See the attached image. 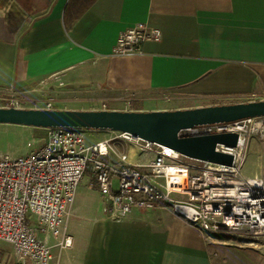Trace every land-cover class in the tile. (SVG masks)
Returning a JSON list of instances; mask_svg holds the SVG:
<instances>
[{
  "label": "crops",
  "instance_id": "1",
  "mask_svg": "<svg viewBox=\"0 0 264 264\" xmlns=\"http://www.w3.org/2000/svg\"><path fill=\"white\" fill-rule=\"evenodd\" d=\"M141 22L162 39L114 55L120 32ZM10 98L26 108L140 111L263 100L264 0H0V100ZM74 204L63 227L72 247L45 234L52 264H264L263 250L209 241L164 205L117 219L104 199L75 220ZM13 254L4 264H19Z\"/></svg>",
  "mask_w": 264,
  "mask_h": 264
},
{
  "label": "built area",
  "instance_id": "2",
  "mask_svg": "<svg viewBox=\"0 0 264 264\" xmlns=\"http://www.w3.org/2000/svg\"><path fill=\"white\" fill-rule=\"evenodd\" d=\"M161 39L160 28L137 23L120 32L113 54H141L147 41ZM20 104L18 98H10L5 106ZM254 119L183 131L239 133L236 146H217L234 155L232 165L192 158L125 131H111L110 137L87 142L85 132L92 130L45 128L48 136L38 149L18 157L0 154V241L13 246L19 264H52L53 247L39 237L31 216L59 239L60 247H72L74 238L63 227L78 186L90 172L104 196V212L112 218L122 219L134 207L164 205L209 241L263 248L264 176L247 169L252 134L259 135L264 150V130L257 123L248 126ZM132 149L146 160L134 162ZM0 264H4L1 251Z\"/></svg>",
  "mask_w": 264,
  "mask_h": 264
},
{
  "label": "water",
  "instance_id": "3",
  "mask_svg": "<svg viewBox=\"0 0 264 264\" xmlns=\"http://www.w3.org/2000/svg\"><path fill=\"white\" fill-rule=\"evenodd\" d=\"M264 117V99L174 110H76L0 106V124L36 128L73 127L95 131H125L169 146L197 159L232 165L234 155L218 144L236 146L237 132L192 133L198 126Z\"/></svg>",
  "mask_w": 264,
  "mask_h": 264
},
{
  "label": "rangeland",
  "instance_id": "4",
  "mask_svg": "<svg viewBox=\"0 0 264 264\" xmlns=\"http://www.w3.org/2000/svg\"><path fill=\"white\" fill-rule=\"evenodd\" d=\"M23 101V100H22ZM21 101V105H25L24 101ZM8 103L6 100H0V106H5ZM193 101H185L178 104H191ZM159 105V104H157ZM176 106V105H174ZM264 120L262 118H255L251 123L248 124L249 128H253L256 123H259ZM114 135L110 131H87L85 132V138L87 142L96 141L104 137ZM48 132L44 128H35L29 126L13 125V124H0V154L10 155L12 157H18L29 153L31 150L38 149L46 140ZM256 138V139H253ZM31 142L32 145L28 146V143ZM258 134H252L249 139V144L247 147V154H249V165L248 172H261L264 176V150L261 146ZM261 154V157H258ZM101 197V194L96 185H91L86 178H83L81 181L76 199H75V220L80 215H83L85 212V206L91 205L93 209L102 207L104 204V198ZM74 220V218H73ZM31 223L38 230L39 237L45 239V234H47L43 229L42 225L39 223L37 216H31ZM73 224V222H72ZM48 235V234H47ZM248 247V246H246ZM253 248V247H249ZM264 251L263 248H253ZM0 251L2 254L6 255L8 260L14 261V250L13 246L7 242L0 241ZM15 255H17L15 253Z\"/></svg>",
  "mask_w": 264,
  "mask_h": 264
},
{
  "label": "bare ground",
  "instance_id": "5",
  "mask_svg": "<svg viewBox=\"0 0 264 264\" xmlns=\"http://www.w3.org/2000/svg\"><path fill=\"white\" fill-rule=\"evenodd\" d=\"M256 126H257L258 128H261V129L264 130V122H259V123L256 124ZM133 151H134V149H132V152H133Z\"/></svg>",
  "mask_w": 264,
  "mask_h": 264
}]
</instances>
